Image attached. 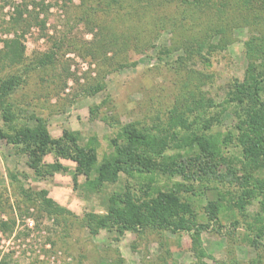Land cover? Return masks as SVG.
Listing matches in <instances>:
<instances>
[{
    "label": "rangeland",
    "instance_id": "rangeland-1",
    "mask_svg": "<svg viewBox=\"0 0 264 264\" xmlns=\"http://www.w3.org/2000/svg\"><path fill=\"white\" fill-rule=\"evenodd\" d=\"M194 1L150 5L148 0H0V55L5 41L16 34L23 33L25 45L23 63L0 58V78L15 71L23 77L10 99L13 112L29 124L31 115L45 118L56 138L64 129L78 131L82 144L96 137L99 162L114 151L111 139L121 125L167 123L175 105L184 106L202 96L214 100L216 107L197 102L200 108L190 113L194 114L191 119L196 113L219 116L221 124L213 130L224 136L236 120L231 109L222 110L223 101L233 80L244 76L252 31L249 26H235L225 47L220 46L219 36L214 37L209 60L187 59L179 42L180 35H185L182 27H193L186 31L192 36L206 18L194 15L192 21ZM18 9L23 10L22 20L11 23ZM160 12L170 15L165 25L155 22ZM103 45L126 49H110L107 58H94L91 51ZM169 47L175 49L166 53ZM45 53H56V58L41 67ZM180 59L186 68L178 67ZM124 63L129 64L123 67ZM98 83L104 88L95 91L93 86ZM0 127L7 128L1 109ZM222 156L221 162L237 169L238 177L250 174L264 179V160L259 166L243 163L235 138L223 147ZM55 160L53 153L44 158L46 163ZM58 160L63 170L41 176L21 147L0 140V264L196 263L191 234L186 231L148 228L122 235L116 229L90 233L83 223L85 214L103 212L109 194L122 190L127 175L93 193L84 188L87 178L77 172L76 162ZM176 181L183 179L161 175L156 183L164 186ZM238 182L196 181V195L182 192L192 203L198 223L207 227L202 234L209 254L206 264H264V238L258 246L248 240L249 234L253 236L249 224L259 201L253 199L240 210L235 204ZM42 189L71 214L48 212L39 200L27 197L26 191ZM209 201H219L216 220L208 219Z\"/></svg>",
    "mask_w": 264,
    "mask_h": 264
},
{
    "label": "trees",
    "instance_id": "trees-1",
    "mask_svg": "<svg viewBox=\"0 0 264 264\" xmlns=\"http://www.w3.org/2000/svg\"><path fill=\"white\" fill-rule=\"evenodd\" d=\"M142 1L139 0L141 3ZM155 1L163 5L166 0H148V4L152 5ZM132 12L137 13L135 10ZM194 15H205L206 18L201 20L203 26L197 28L195 36L186 33L193 27H182L185 35H180L182 37L179 42L188 55L186 58L191 56L209 60L208 54L215 45L214 37L219 36L220 46L225 47L235 26H249L252 31L244 76L242 79L233 80L223 101L222 110L231 109L236 120L224 136L213 130L214 125L221 124L219 116H197V113L192 119L194 114L190 116L193 110L200 108L197 102L201 105L204 103L206 107H216L214 100L202 96L199 101H190V97L189 104L175 105L171 109L167 123L142 125L131 122L121 125L116 137L111 139L114 151L99 162L96 137L82 144L78 131L64 129L62 136L56 138L50 133L45 118L31 115L29 120L32 124H29L15 115L10 99L23 82L21 72L15 71L6 78H0V109L7 124L6 129L0 127V140L21 147L29 156L30 166L44 177L63 170L59 158L76 162L77 172L87 178L83 186L89 192L104 191L108 184L117 183L122 174L127 175L122 190L109 194L103 212L92 211L85 214L83 223L89 232L98 234L103 229H116L122 235L127 231L148 228L175 233L186 231L191 234L195 264H206L205 258L209 254L202 234L207 227L198 223L192 203L182 196V192L197 194L193 185L196 181H239L237 184L240 192L236 195V206L245 210L253 199L259 201V210L249 224L253 236L249 234L248 240L258 246L260 239L264 238V179L250 174L246 178L238 177L237 169L221 162L223 147L234 138L240 146L243 163L259 166L264 160V0H195L192 21L195 20ZM169 16L160 12L155 22L165 25L164 22ZM22 17L23 10L18 9L11 23H19ZM185 17L187 18H183ZM22 36L23 33L16 34L14 39L6 40L0 58L9 59L16 65L23 63L25 45L21 41ZM123 48L126 49L103 45L91 51V54L94 58H107L110 49L116 52ZM172 49L175 48H167L166 53H170ZM55 58L56 53H45L39 64L45 67L54 62ZM183 59L178 63L180 68H186ZM128 64L124 63L123 67ZM93 88L98 91L104 87L102 83H98ZM104 118L107 119V116ZM51 153L56 160L46 163L44 158ZM161 175L171 178L178 176L183 182L176 181L170 185L159 186L156 181ZM26 193L28 198L39 200L48 212L71 214L57 204L45 189ZM206 209L208 219L216 220L220 209L219 201H209ZM238 263L234 261L231 264Z\"/></svg>",
    "mask_w": 264,
    "mask_h": 264
}]
</instances>
